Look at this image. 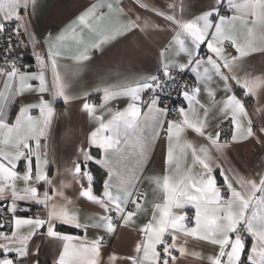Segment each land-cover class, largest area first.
Wrapping results in <instances>:
<instances>
[{"label":"snow or ice","instance_id":"1","mask_svg":"<svg viewBox=\"0 0 264 264\" xmlns=\"http://www.w3.org/2000/svg\"><path fill=\"white\" fill-rule=\"evenodd\" d=\"M137 3L139 7L148 10L145 4L140 3V0H137ZM102 7H107L109 12L100 11ZM221 8H226L231 14H221ZM168 9L167 14L155 10L157 16L176 25L175 31L169 32L166 42L159 49L164 77L172 80L175 70H190L196 83L192 86L187 83L181 84L180 95L182 100L187 102L188 107L181 105L172 109L179 113L181 119L178 121L165 119L160 122L159 130L165 131L164 126L167 125L166 139L172 140L175 135L178 140L182 132L191 129L204 137L222 155L231 144L236 142L252 138L257 143H261L264 126H260L257 131V128L253 127V120L255 117L264 115V103H260V94L264 90V71L255 74L251 72L238 74L235 69L244 58L264 52V0H214L212 8L191 19H178L174 14L176 11L183 12L182 3L177 9V0L170 3ZM123 11L120 0H114L106 5L101 0L91 3L79 12L74 20H70L59 33L49 34L43 38L42 51H33L36 71H32L29 65L21 66L18 60L5 58L0 63V78H2L0 79L2 83V89H0V202H2L0 214L6 210L12 215L10 226L0 224V227H10V234L0 231V238L8 241L9 245H18L10 247L0 244V264H18L23 258L29 256L33 238L42 235L60 242L53 264H181L185 256L190 253L183 244L177 243L178 237L175 233L181 231L188 236L203 231L211 236L215 230L220 229L222 221L229 223L228 232H235L237 225L244 223L250 234L260 235L264 240V176L259 183L252 180L245 181L252 186L251 193L245 196L239 188L233 187L218 161L215 162V167L209 163L214 158L208 147L202 146L199 149L201 155L194 154V160L200 164L203 171L194 174L190 166L188 172L178 182L173 177H165L170 185L166 188V199L153 206L152 217L139 229L142 238L136 241L132 252L122 256L105 247L106 236L116 232L118 222L128 225L133 221L136 211H129V206L134 205L139 210L141 208L139 201L143 194L137 195L135 199L132 198L124 174L123 161L119 157L114 160L110 158L109 149L115 145L111 138L107 142H98L100 134L104 128L119 122L142 132V128L137 125L138 119L155 121L158 113L167 116V106L163 108L159 106L158 90L162 89L163 81L152 76L143 82L119 87H96L72 95L71 84L62 76L58 59L69 41L74 42L77 47V54L71 59L85 62L91 58V50L99 51L110 40L130 32L131 29H124L123 26H112L115 23V16L112 13L118 12L123 15ZM11 19L19 20V16L11 17L5 23H10ZM153 29L161 30L159 25H154ZM4 30V24H0V32ZM21 30L27 34L29 43H37L36 34L29 33L26 26L23 29L13 28L12 31L18 36ZM229 46L234 52H226ZM202 48H206L204 55L200 51ZM169 49H174L176 55L186 56V62H173L165 57ZM10 50H12L11 42L5 52ZM48 73H50V79ZM214 77L223 81V91L228 93L219 111L224 121L230 122V139H221L224 136L222 131H216L214 135L206 133L207 125L204 118L195 115V106L199 105L200 108H205V116H207V108L197 97L203 85L204 91L214 100L216 91L208 86V81ZM233 85L242 90L240 96L233 91ZM92 92L102 93L99 106L89 100ZM147 92L152 93L150 102L143 99L142 94ZM24 94H35L33 96L35 99L32 103L22 104L13 120L9 114L10 105L17 97ZM46 95L50 99H46ZM121 96L129 99L128 105L115 112L107 125L102 124L94 134H89V147L85 152L83 167L84 164L93 162L104 168L111 179L104 180L103 191L97 195L93 191L92 172L90 169L84 171L87 186L81 184L79 196L99 205L102 214L94 215L89 222L82 223L75 209L67 203L63 181L57 187L54 179L48 175L52 162L47 159L46 143L44 151H41V140L42 138L46 140L48 128L56 114L54 105L58 99L67 106L72 100L82 98L80 111L92 116L97 107H103ZM245 97H251L254 100L251 112L245 103ZM146 103L148 111L145 112L142 105ZM190 112L192 115L189 114ZM93 135L95 140L91 139ZM119 143L120 141H116V144ZM93 148L98 150V156L92 154ZM116 150L122 151V149ZM41 156L44 157L43 160ZM170 156L171 148L169 147L166 149V162ZM33 158H35L34 169ZM21 163H23L22 172L19 170ZM81 169L82 164L77 163L74 173H80ZM217 169L223 181V188L227 189L226 196L220 187L221 184L218 183ZM152 179L156 181L159 178ZM79 182L80 180L77 179V183ZM237 183L240 184L241 181L238 180ZM41 184L44 186L43 192L39 190ZM6 190L11 191L10 202H8V196L4 194ZM257 191L261 193L260 196H256ZM19 202L34 203L41 210L34 215H17ZM186 205H191L194 209L191 217L183 211ZM250 205L252 211L249 214L247 209ZM175 209H182V211L177 213ZM23 211L28 212L30 209L25 208ZM189 221H191V227ZM253 221L258 227H253ZM57 224L71 225L77 230H82L85 235H71L57 231ZM90 228L97 230L93 238L87 235ZM230 239L231 237H228L225 243ZM236 239L240 244L242 255L243 240L238 234ZM211 242L216 243V241ZM36 251L35 248L31 249L33 255ZM253 251L256 249L253 248ZM261 253L264 254V249H261ZM221 256H223V249H221ZM238 261L239 256L236 257L235 264H238ZM31 264H37V261L33 260Z\"/></svg>","mask_w":264,"mask_h":264},{"label":"crops","instance_id":"2","mask_svg":"<svg viewBox=\"0 0 264 264\" xmlns=\"http://www.w3.org/2000/svg\"><path fill=\"white\" fill-rule=\"evenodd\" d=\"M101 2L106 5L109 2H114V0H101ZM173 2L174 0H140V3L147 6L148 10H145V8L139 7L137 0H120L124 10L123 15L118 12L112 13L115 16V23L112 26H123L124 29H131V31L110 40L99 51L91 50V58L88 61L77 62L72 60L71 57L77 54V47L74 42H67L62 56L58 59V66L62 76L71 84L70 93L77 95L83 90L96 87H119L143 82L162 69V57L159 49L166 42L169 32L175 31L176 25L157 16L155 10L167 14L169 13L168 5ZM91 3H96V0H0V24H4L11 17L19 16V20L11 19L16 28L23 29L26 26L29 33L36 34L37 43L31 44L25 31L19 32V40L25 48L22 61L24 65H29L32 71H36L33 51H42L43 38L49 34L59 33L70 20H74L76 15L90 6ZM181 3L183 4V12L176 11L174 13L178 19H191L214 6V0H177V9ZM100 11L109 12L107 7L100 8ZM224 14L230 15L231 12L228 10ZM154 25H159L161 30L155 31ZM85 34L87 35V30H85ZM200 51L204 55L206 48H202ZM226 52L231 53L227 49ZM165 57L173 62H186V56L176 55L174 49H169L165 53ZM235 70L238 74L244 72L255 74L264 71V52L244 58ZM191 76L195 84L196 81L192 73ZM48 77L51 78L50 73H48ZM208 86L216 91L214 100L204 91L203 85L197 97L200 103L207 108V116H205V108H200L199 105L195 106V115L204 118L207 125L206 133L214 135L216 131H221L220 123L224 118L219 109L228 93L223 91V81L218 78L214 77L208 81ZM0 89H2V83H0ZM233 91L236 92L237 96H240L242 90L233 85ZM34 95L24 94L15 99L10 105L11 119L14 120L15 114L22 104L33 102ZM101 95L102 93L92 92L89 100L99 106ZM45 98L50 99L47 95ZM244 99L248 110L251 112L254 100L251 97ZM82 102V98L74 99L66 106L62 100L56 101L54 105L56 114L48 128L46 140L43 138L41 140V151H44L46 143L47 159L52 162L48 169V175L54 179L57 187L63 181V191L67 197V203L75 209L81 222L86 223L92 216L102 214L99 205L79 196L81 184L87 186L84 171L88 168L87 164H84L83 167V161L85 152L89 147V134H94L95 130L101 128L102 124L107 125L115 112L128 105L129 99L124 96L115 98L105 106L97 107L92 116L80 111ZM147 102H150V98ZM260 103H264V90L260 94ZM159 106L163 108L160 102ZM182 106L187 108V102L183 101ZM142 108L143 111H148L147 103L142 105ZM189 114L192 115L191 112ZM165 119L166 116L162 113L157 114L155 121L138 119L137 125L142 128V132L119 122L104 128L100 134L98 142H107L111 138L115 145L109 149L110 158L113 160L118 157L122 159L124 174L132 198L135 199L137 195L143 194L139 201L141 208L139 210L136 208L128 209L129 211H136L133 221L128 225L118 223L116 232L106 236L105 247L122 256L131 253L136 241L142 238L139 229L151 219L153 206L165 201L166 188L170 187L165 177H173L178 182L188 172L190 166L194 174L203 171L200 164L194 160V154L196 156L201 155L199 149L202 146H207L214 158L209 163L215 167V162L218 161L233 187L239 188L245 196L252 191V186L245 181L252 180L259 183L261 177L264 176V136L261 137V143H257L252 138L233 143L222 155L204 137L199 136L191 129L182 132L178 140L175 135L172 140L166 139L167 125L164 126L165 131L159 130L160 122ZM180 119L181 117L169 120L178 121ZM260 126H264V115L255 117L253 120V127L257 128V131ZM230 135L226 138L230 139ZM91 139L95 140V135ZM116 141H120V143L116 144ZM33 146L35 145L33 144ZM169 147L171 148V156L166 162V149ZM116 149H122V151L118 152ZM92 154L98 156V150L93 148ZM101 158H103V154H101ZM41 159L43 160L44 157L41 156ZM77 163L82 164V169L80 173L75 174L74 169ZM34 168L35 158H33ZM19 170L23 171V163L19 165ZM101 170L104 173L101 185L97 187L93 182V191L97 195L103 191L104 180L111 179L107 176L104 168ZM216 175L226 196L227 189L223 188V181L219 177L218 169ZM153 177L159 179L154 181ZM77 179L80 180L79 183H77ZM238 180L241 181L240 184L237 183ZM39 190L43 192V184L39 185ZM4 194L8 196V202H10L12 199L11 191L6 190ZM260 195L261 193L257 191L256 196ZM25 208H29L30 211L24 212L23 209ZM19 209L17 215L25 216L34 215L41 210L31 202H19ZM174 211L179 213L182 209H175ZM183 211H186L187 214H194L191 205H186ZM247 211L249 214L251 213V205ZM0 224H2L1 216ZM189 226L191 227L190 224ZM228 227L229 223L222 221L220 229L215 230L211 236L203 231L188 236L177 231L175 233L178 237L177 243L183 244L190 253L185 256L181 264H226V262L235 264L237 256H239L238 264H254V262L264 264V254L261 253V249H264V240L261 239V236L250 234L244 223L238 224L235 232H228ZM253 227H258L255 221H253ZM56 230L71 235H85L82 230H77L71 225L57 224ZM0 231L5 232L4 227H0ZM10 231L9 227L6 233L10 234ZM96 234L97 230L94 228H90L87 232L89 238H93ZM237 234L243 240V249L248 244L244 259L241 258L240 244L236 239ZM228 237L231 239L225 243ZM211 241H216V243ZM59 243L57 239L49 238L46 235L34 237L30 244L29 256L23 258L18 264H31L33 260L37 261V264H53ZM0 244L10 247L18 246L9 245L8 241L3 238H0ZM33 248L37 249L34 255L31 253ZM253 248L256 251H253ZM221 249H223V256H221ZM249 256H251V260H249Z\"/></svg>","mask_w":264,"mask_h":264},{"label":"built area","instance_id":"3","mask_svg":"<svg viewBox=\"0 0 264 264\" xmlns=\"http://www.w3.org/2000/svg\"><path fill=\"white\" fill-rule=\"evenodd\" d=\"M228 10L225 8H221V14L226 13ZM5 30L0 32V63L3 62V59H12V60H18V63L23 66L24 63L22 61V56L24 54L25 48L21 44L19 40V35H15L13 33V28H16L15 23L11 21L10 23H4ZM9 42H11V48L12 50L5 52L9 48ZM231 53L234 52V50L229 46L226 48ZM23 69V68H22ZM21 69V70H22ZM174 77L172 80H167L164 77L163 70L160 69L154 76L158 77L163 81V86L161 90H158L159 95V102L164 107L167 106L168 108V115L166 116V119H176L179 118V113L172 111V109L177 108L178 106L183 105V100L180 95V87L181 84L187 83L189 86L194 85V81L192 79L191 73L189 70H175L173 72ZM143 95V99L147 101L152 93L147 92ZM230 122L222 121L220 123V130L224 133L223 137H228L230 133ZM95 180V178H94ZM129 209H135L134 205H130ZM189 217H191V214H188ZM2 224L11 225L12 222V215L8 214L5 210L3 214H0ZM119 223V222H118ZM189 224L191 225V221H189ZM9 227H4L5 232H7Z\"/></svg>","mask_w":264,"mask_h":264},{"label":"trees","instance_id":"4","mask_svg":"<svg viewBox=\"0 0 264 264\" xmlns=\"http://www.w3.org/2000/svg\"><path fill=\"white\" fill-rule=\"evenodd\" d=\"M87 168L90 169V171L92 172L95 180H94V183L96 184L97 187H99L101 185V180L103 178V171L101 170V168L96 165L95 163L93 162H89V164H87ZM247 250H248V244H246L244 246V249H243V252H242V259L245 258L246 254H247Z\"/></svg>","mask_w":264,"mask_h":264}]
</instances>
